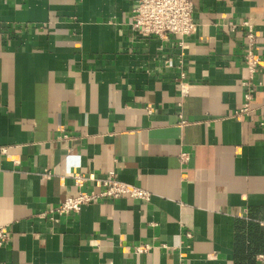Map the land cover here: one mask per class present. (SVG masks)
<instances>
[{"label": "crops", "instance_id": "0c3cea01", "mask_svg": "<svg viewBox=\"0 0 264 264\" xmlns=\"http://www.w3.org/2000/svg\"><path fill=\"white\" fill-rule=\"evenodd\" d=\"M135 2L0 0V264H264V0H195L183 39L134 32ZM77 171L151 197L52 218Z\"/></svg>", "mask_w": 264, "mask_h": 264}, {"label": "built area", "instance_id": "2783aa9c", "mask_svg": "<svg viewBox=\"0 0 264 264\" xmlns=\"http://www.w3.org/2000/svg\"><path fill=\"white\" fill-rule=\"evenodd\" d=\"M195 0H136L133 8L131 27L134 32L143 37L155 36L167 39L177 36L181 39L194 34L198 29V23L194 18ZM244 29L245 63L250 73V79L245 82L248 90L245 93V104L235 114L243 115L250 112L253 101L255 83L253 79L258 72L261 55L257 51L258 32L253 23L242 21ZM233 27L235 25H232ZM182 123H187L185 119ZM260 123L264 126V113ZM186 159V154L181 155ZM49 175V174H47ZM76 193L68 195L60 204L50 212L55 218L62 215L78 213L86 204L106 198L129 197L149 200L151 192L136 184L125 182L111 171L106 177H98L93 173H72ZM87 183H93L92 189H86ZM10 239V232L4 226H0V245H4ZM150 245H142L139 251L148 250ZM180 264H186L181 262Z\"/></svg>", "mask_w": 264, "mask_h": 264}]
</instances>
